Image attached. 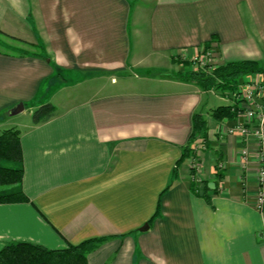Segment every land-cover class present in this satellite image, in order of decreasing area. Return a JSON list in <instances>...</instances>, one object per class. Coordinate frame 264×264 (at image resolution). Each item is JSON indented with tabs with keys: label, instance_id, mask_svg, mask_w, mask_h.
<instances>
[{
	"label": "crops",
	"instance_id": "crops-1",
	"mask_svg": "<svg viewBox=\"0 0 264 264\" xmlns=\"http://www.w3.org/2000/svg\"><path fill=\"white\" fill-rule=\"evenodd\" d=\"M206 48L264 61V0H0V133L21 132L30 199L0 204V250L107 237L88 264H264L254 138L219 133L228 97L186 74ZM196 112L211 145L173 178Z\"/></svg>",
	"mask_w": 264,
	"mask_h": 264
},
{
	"label": "trees",
	"instance_id": "trees-1",
	"mask_svg": "<svg viewBox=\"0 0 264 264\" xmlns=\"http://www.w3.org/2000/svg\"><path fill=\"white\" fill-rule=\"evenodd\" d=\"M190 66L189 62L185 63ZM186 74L193 80L203 83L206 90L217 87L222 90L236 92L239 82L252 74H264V65L255 60H238L214 67L189 69ZM242 108L238 105H221L212 110L216 120L237 119ZM55 107L48 103L33 112V120L47 121L54 116ZM208 126L205 116L196 112L192 118V132L183 153L173 169V178L177 177L178 167L191 156L192 144L200 138L208 139ZM24 175L21 132L16 128H8L0 133V204L29 202L30 199L22 189ZM172 186L170 183L161 197ZM207 188L205 187V190ZM204 196H208L206 191ZM161 197L157 213L150 219L151 223L160 213ZM107 237L92 238L80 244H70L64 249H49L31 242H13L0 250V264H88V254Z\"/></svg>",
	"mask_w": 264,
	"mask_h": 264
},
{
	"label": "built area",
	"instance_id": "built-area-1",
	"mask_svg": "<svg viewBox=\"0 0 264 264\" xmlns=\"http://www.w3.org/2000/svg\"><path fill=\"white\" fill-rule=\"evenodd\" d=\"M210 54V51L207 53ZM203 56H195L193 61L202 66L213 67L208 61H205ZM211 59V58H210ZM208 64V65H206ZM210 67V68H211ZM252 78L244 77L238 84L237 102L241 104L242 113L239 117L246 120L245 123H239L235 127H229V133L238 130L240 134L253 136L261 149L259 158L262 166L258 170V191L256 194V208L259 211L264 210V82L253 81Z\"/></svg>",
	"mask_w": 264,
	"mask_h": 264
},
{
	"label": "rangeland",
	"instance_id": "rangeland-1",
	"mask_svg": "<svg viewBox=\"0 0 264 264\" xmlns=\"http://www.w3.org/2000/svg\"><path fill=\"white\" fill-rule=\"evenodd\" d=\"M206 50V52L205 53H200L199 54V56L201 57V56H203V57H205V55H206V59H204L205 61H208L209 62V64L210 65H214L215 64V61H214V55H213V53L210 51V54L208 55L207 53L209 52V51H207L208 49L206 48L205 49ZM211 58V59H210ZM188 62V61H187ZM262 65H264V61H261L260 62ZM206 65H208V64H206ZM191 67H192V69H202L203 67H208V66H202V65H200V64H198V63H195V61H191V66H190V69H191ZM211 67V66H210ZM214 67V66H213ZM262 77H264V74H259V75H256V76H253L252 77V79L251 80H253V81H262L263 80V82H264V78H262ZM212 89H215V91H218L217 93L218 94H221V95H224V96H226V97H228L227 99H228V105H238V106H240L241 107V104H239V103H237V102H234V100L236 99L237 100V97L236 96H238V90L236 91V92H230V91H227V90H222V89H219V88H217V87H215L214 86V88H212ZM235 100V101H236ZM241 113H242V111H241ZM241 113L239 114V116H238V118L237 119H235L236 120V125H238L239 123H245V121L246 120H242L241 118L239 119V117H240V115H241ZM211 115H212V113H211ZM33 118V117H32ZM227 119L225 118V119H223V120H221V123H222V129H221V132H219V133H223V134H228L229 132V127H231V126H228V124H227ZM235 125V126H236ZM235 126H233V127H235ZM244 136V135H243ZM245 138H248V137H251V138H253V136H244ZM252 142H254V144H255V147L257 148V155H258V157L260 158V155H261V149L259 148V146H258V143H257V141L256 140H254V141H252ZM211 144H210V142L208 141V139L207 140H203V141H201V140H197V141H195L193 144H192V152H191V156H193V159L191 160L192 162H191V165H190V168L192 169V171L193 170H196V168H197V166H198V162H200V160L198 159V157H199V155L200 154H203L208 148H209V146H210ZM195 154V155H194ZM262 166V164L260 163V161H258V170L260 169V167ZM220 172L221 171H219L218 169H216V173H218V174H220ZM161 197V196H160ZM160 200V199H159Z\"/></svg>",
	"mask_w": 264,
	"mask_h": 264
},
{
	"label": "water",
	"instance_id": "water-1",
	"mask_svg": "<svg viewBox=\"0 0 264 264\" xmlns=\"http://www.w3.org/2000/svg\"><path fill=\"white\" fill-rule=\"evenodd\" d=\"M24 108H25L24 103L23 102H20L17 105H15L12 109H10L9 110V113L12 114V115H14V114H17V113L23 111ZM149 226H150L149 223H146L145 225H143L141 227V230H146V229L149 228Z\"/></svg>",
	"mask_w": 264,
	"mask_h": 264
}]
</instances>
